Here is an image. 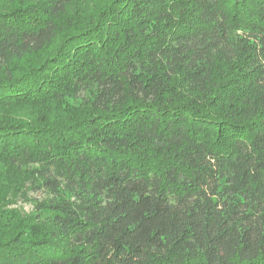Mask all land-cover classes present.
<instances>
[{"label":"trees","instance_id":"trees-1","mask_svg":"<svg viewBox=\"0 0 264 264\" xmlns=\"http://www.w3.org/2000/svg\"><path fill=\"white\" fill-rule=\"evenodd\" d=\"M79 7L0 0V264H264V0Z\"/></svg>","mask_w":264,"mask_h":264},{"label":"rangeland","instance_id":"rangeland-1","mask_svg":"<svg viewBox=\"0 0 264 264\" xmlns=\"http://www.w3.org/2000/svg\"><path fill=\"white\" fill-rule=\"evenodd\" d=\"M104 1L105 0H79L81 7H79L76 12L82 14L83 11L81 9L84 8V14H86V16H89L90 13H94L96 9L101 7ZM17 206L25 212L32 211L34 208L33 204L31 202L26 201L24 198L18 200Z\"/></svg>","mask_w":264,"mask_h":264}]
</instances>
